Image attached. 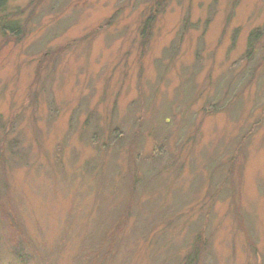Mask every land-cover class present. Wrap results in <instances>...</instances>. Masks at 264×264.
I'll list each match as a JSON object with an SVG mask.
<instances>
[{"label":"rangeland","instance_id":"1","mask_svg":"<svg viewBox=\"0 0 264 264\" xmlns=\"http://www.w3.org/2000/svg\"><path fill=\"white\" fill-rule=\"evenodd\" d=\"M4 12L0 263L264 264V0Z\"/></svg>","mask_w":264,"mask_h":264},{"label":"trees","instance_id":"2","mask_svg":"<svg viewBox=\"0 0 264 264\" xmlns=\"http://www.w3.org/2000/svg\"><path fill=\"white\" fill-rule=\"evenodd\" d=\"M8 3V0H0V30H2L3 32H5L6 30L9 32H18L19 29H20V26H21V20L20 19H14L12 18L11 16H4L5 15V8H6V5ZM13 16V15H12ZM260 34V31L259 30H254L250 33V36L248 38V46L251 48H248V49H252L253 48V43L255 41V38L257 39L258 38V35ZM256 123H254L255 125ZM237 155L238 153L234 156V158H237ZM7 161L6 159L2 160L0 159V177H1V173L3 172L4 170V167L6 165ZM239 161L234 165V167L236 166V172L237 174H240V166H239ZM208 167L210 165H207ZM233 167V165L231 166ZM233 174V172H230V174ZM132 178H134L132 176ZM6 188V186L4 187ZM0 194L1 193V190H0ZM2 210V208L0 209V211ZM5 212V209L4 211L2 210V214H3V217H5L6 219H9L8 217L4 216V213ZM197 240V238L195 239V241ZM17 244L19 245V241L17 242ZM85 247L82 246L81 250L79 251L78 253V256L75 258V262L76 264H84L82 263L85 258H88V257H91V255L93 253H95L94 251H89V252H85ZM12 253L14 254V258L13 260H10L9 262H6V264H37V263H34L35 261V258L30 255L29 253H26V252H23V249H21V247H19L18 249V246L15 248V246L13 245L12 246ZM33 260V262L31 261ZM198 260V255H193V253L189 252L188 254H186L185 258H184V263L182 264H187V263H190V264H196ZM0 264H4V263H0ZM85 264H89V263H85ZM91 264H94V262L92 261Z\"/></svg>","mask_w":264,"mask_h":264}]
</instances>
